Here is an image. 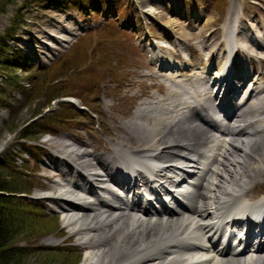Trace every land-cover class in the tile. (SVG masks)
Wrapping results in <instances>:
<instances>
[{"label": "bare ground", "instance_id": "obj_1", "mask_svg": "<svg viewBox=\"0 0 264 264\" xmlns=\"http://www.w3.org/2000/svg\"><path fill=\"white\" fill-rule=\"evenodd\" d=\"M168 22L169 18L166 24ZM175 23L179 25L175 26L177 34L184 37L182 23ZM261 24L256 33L254 29H250L248 35L242 28L229 31L223 24L222 30L226 33L223 34V42L227 44L224 48V58L234 55L231 47L233 44L238 58L248 62L255 60L258 66L255 70L252 69V75L245 83H240L239 91L234 90L230 83L224 85V92L217 106H211V103L218 99L217 95L210 94L205 86L209 75L213 79L218 76L215 81L219 83L226 82L227 77H237L230 75L231 59H228L230 67L228 62L218 61L214 69L210 67L211 73L207 71L208 63L219 59L218 52H221V49H209L215 43V35L207 38L200 36L198 39H202V47L195 64L188 63L182 71H177L178 68L174 64L159 65L157 70L160 74L148 76L165 82L163 88L157 86L158 84L148 87H158L159 91L156 92L161 95L160 98L153 93L149 94L147 100L143 99L144 102L138 104L127 121L122 122L121 126L113 127L116 135L113 134L109 138L108 147H104L106 154L87 152L85 147L88 143L85 142L59 143V149L54 148L57 153L63 154V157L52 155L51 159L57 163L50 160L46 165L53 173L61 174L64 178L62 183H54L58 195L53 197L51 192L45 191L47 195L43 199L57 202L62 213L70 214L66 215L69 216L68 226L75 227L74 232L91 236L92 241L86 248L87 251H94V254L90 257L87 253L81 264H264V231L260 230L259 236L253 239L248 235L247 239L250 229L247 230L243 235L245 239L236 244L238 249L230 248L227 244L221 246L218 242L225 221L248 208L249 200L254 198L255 185L264 180V80L261 79L264 52L260 50L264 47V23ZM198 46L200 48L201 45ZM160 51L168 52V59L173 63L171 57L175 56L176 51L170 52L165 47ZM257 53L261 57H258ZM240 64L242 63H239L237 69H240L239 75H242L245 70H241ZM212 65L214 66L210 63V66ZM193 70L197 72L192 73ZM165 72L173 76L169 77ZM236 81L239 82L238 79ZM236 93L239 101L232 106L229 101L234 98H230L229 94L235 96ZM191 110L193 113H189ZM211 110L221 112L225 120L224 123L215 121L218 128H215L214 132L222 130L226 133V137L221 141L207 129L209 122L199 119L205 126L196 122V113L209 114ZM203 116L209 120L207 114ZM238 126L241 128H237ZM53 142L55 141L50 143ZM203 145H206L205 149L214 150L206 163H201L200 160L204 158L202 153L197 151V147ZM134 157L162 164L161 169L153 172L154 195H157V191H169L165 190V186L174 188L172 191L181 189L185 180L174 182V179L186 175L183 167L190 168L188 172L192 173V177L187 180V186L190 189L194 187V195L189 196L184 205L189 206V209L181 208L173 197L170 198L172 205L169 208L162 206L155 212L146 204L141 206L130 200L123 202L113 196L112 187L122 189L125 193L132 191V188L144 187L145 174L142 172L134 174L128 182L108 173L109 165L129 167ZM58 163L62 167L61 170L60 166H57ZM72 165L75 168H72ZM153 166H145L142 169L150 170ZM81 170L88 172L87 186L83 188L68 178L75 174L80 178ZM192 180H197L196 186L191 184ZM97 190L104 195L108 194L115 204H105L97 197ZM161 195L168 199L164 192ZM60 205L64 206L65 210ZM251 205L254 210L252 212L257 209L262 211L261 225L264 230V200H255ZM131 212L140 215L137 217ZM248 223L251 225L252 222ZM233 224L235 227L236 223ZM237 234L242 237L241 233ZM256 238L260 240H255ZM207 248L208 255L212 254L209 259L204 256Z\"/></svg>", "mask_w": 264, "mask_h": 264}, {"label": "rangeland", "instance_id": "obj_2", "mask_svg": "<svg viewBox=\"0 0 264 264\" xmlns=\"http://www.w3.org/2000/svg\"><path fill=\"white\" fill-rule=\"evenodd\" d=\"M19 2L14 0L11 7H6V14L0 15L1 33L11 21H15V25L9 29L12 35L8 41V49L0 60L8 62L6 67L0 66V160L7 155L12 156L15 166L26 173L25 179L29 182V187H32L29 195L23 199L32 206L38 205L45 213L55 214L64 236L53 234L37 240H17L13 245L36 250L27 258L26 264H39L42 258L45 259L38 251L40 248L76 247L81 253L78 262L81 264L87 253L90 257L94 254V251H87L86 248L92 241L91 236L74 232L76 228L68 226L69 216L66 215L70 214L62 213L57 202L42 199L47 195L45 191L56 197L58 191L54 183H62L64 178L61 174L53 173L46 165L52 160V155L63 157V154L56 152L55 149H59L57 145L85 142L88 143L85 147L87 152L106 154L104 147H108L109 138L114 134L113 127L121 126L122 122L127 121L138 104L147 100L149 94L153 93L160 98L156 92L158 87H148L152 84L162 87L165 82L148 76L160 74L157 67L159 64L168 66L170 54L166 51L157 52L155 48L162 46L170 52L176 51L175 56L171 57L176 66H181L179 58L187 59L188 54L189 62L195 64L202 47V39L198 37L215 35V43L209 49L218 48L221 45L218 40L223 35V24L228 27L236 23L247 35L250 29H254L256 33L257 27L264 23V0H27L24 6ZM168 18L170 22L166 24ZM175 21L182 23L184 37L177 34L175 26L179 25ZM105 27L113 28L115 51H120L117 49L120 47L123 53L120 51L121 57L113 58L106 69V61L96 69L98 76L102 78L99 85H87L89 89L84 87L79 98L70 96L69 100L73 104H67L73 110L68 112L67 117L70 119H66L63 126H57L51 121V116L59 113L57 103L67 99L54 100L41 112L44 88H51L57 79L54 78L52 85L38 84L37 79L49 81L50 72L44 76L42 72H47V68L50 71L56 69L79 40H84L83 48H88V54L89 51L98 50L100 44L105 45V42H96L94 38L95 35L102 37V34L106 37ZM195 43L201 45L200 48ZM260 50L264 52V47ZM259 53L256 55L261 57ZM233 57L238 56L235 53ZM240 61H243L244 67L251 73L258 66L255 60H250L253 61L250 64L247 60ZM262 71L261 79L264 80V69ZM52 76L57 77L55 73ZM7 77L13 81H6ZM15 85H20L21 88L15 89ZM40 85L42 87L38 88ZM76 95L78 96V92ZM93 95L95 99L91 97ZM82 104L87 107L86 110L82 108ZM87 110L96 112V117L89 116L90 120H84L81 114L84 113L86 118L89 113ZM39 112L41 115H38ZM42 120H49L50 134L42 133L22 140L17 138L21 128ZM52 141L55 142L50 143ZM21 143L31 150L27 152L20 146ZM201 147L198 146L197 150ZM61 168L60 166L59 169ZM68 178H71V182L77 181L74 176ZM253 193L255 198H264V180L256 184Z\"/></svg>", "mask_w": 264, "mask_h": 264}, {"label": "trees", "instance_id": "obj_3", "mask_svg": "<svg viewBox=\"0 0 264 264\" xmlns=\"http://www.w3.org/2000/svg\"><path fill=\"white\" fill-rule=\"evenodd\" d=\"M19 1L21 6H24L27 2V0ZM13 2L14 0H0V15H5L6 7H11ZM218 2L219 1H216V3ZM14 25L15 21H11L7 29L2 33L0 32V60H2L5 51L8 49V41H10L12 35L9 29ZM104 32L107 33L106 37L103 34L102 37L97 35L94 36L97 40L96 42H98V40L105 42V45L100 44L98 50L89 51L88 54V48H83L82 42L84 40H79L69 51V57L66 54L64 60H61L55 67L56 69L50 71V68H47V72H42L43 76L50 72L49 74L51 77L49 81L44 82H42L41 79H37L38 84L50 83V85H52L55 79H57V81L51 88H48V86L44 88V103L41 105L40 111L48 107L52 101L63 97L75 96L79 98V95H81L80 92H82V89L87 85L92 86V84L94 85L95 83L99 85L102 78L98 76L96 69L104 65V61L107 63L104 67V69H106L110 62L113 61V58L121 57L120 51L123 53L120 47H117L120 51H115L116 40H114V34H112L114 33L113 28L105 27ZM92 37L93 35L91 38ZM7 63V60H4L0 62V66L6 67ZM52 73H55L57 77H53ZM93 77H95L94 80ZM5 80L13 81V79L9 77ZM84 80L86 83H83ZM41 87L42 85L38 88ZM20 88V85H15V89L19 90ZM85 89L88 90L89 88L86 87ZM77 92L78 96L76 95ZM91 97L95 99L94 95ZM57 104L59 113L56 115L53 114L51 116V121L57 126H63L66 123L65 120L70 119L67 117L68 112H73V110L67 104ZM92 108L95 107L92 106ZM41 112H39L38 115H41ZM81 116H85V114L82 113ZM50 127L49 120L33 122L21 128L17 138L22 140L29 139L33 135L42 133L50 134ZM21 147L29 151L31 150L30 147L23 146V144H21ZM9 157L10 156L7 155L0 160V193L10 195L0 196V264H26L27 258L32 256L33 252L36 250L14 246L13 243L15 241L37 240L48 235L54 234L56 236H62L63 234L61 229H59L57 217L55 215L47 214L41 210L38 205L32 206L26 200L16 197V195L19 194L29 195L32 187H29V182L25 179L27 178L26 173L15 166L12 156ZM38 251L45 256V259L42 258L38 262L39 264H77L80 257L79 252L72 247H43L38 249Z\"/></svg>", "mask_w": 264, "mask_h": 264}, {"label": "water", "instance_id": "obj_4", "mask_svg": "<svg viewBox=\"0 0 264 264\" xmlns=\"http://www.w3.org/2000/svg\"><path fill=\"white\" fill-rule=\"evenodd\" d=\"M0 196H7V195L0 193Z\"/></svg>", "mask_w": 264, "mask_h": 264}]
</instances>
